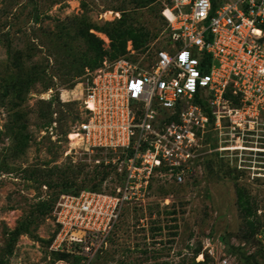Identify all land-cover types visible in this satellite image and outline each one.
<instances>
[{
    "label": "rangeland",
    "instance_id": "rangeland-1",
    "mask_svg": "<svg viewBox=\"0 0 264 264\" xmlns=\"http://www.w3.org/2000/svg\"><path fill=\"white\" fill-rule=\"evenodd\" d=\"M163 2L0 0V264H264V126L254 152L216 151L194 183H156L147 214L128 207L108 235L53 249V208L105 177L69 146L80 85L105 57L165 47Z\"/></svg>",
    "mask_w": 264,
    "mask_h": 264
},
{
    "label": "built area",
    "instance_id": "built-area-1",
    "mask_svg": "<svg viewBox=\"0 0 264 264\" xmlns=\"http://www.w3.org/2000/svg\"><path fill=\"white\" fill-rule=\"evenodd\" d=\"M166 1L172 32L165 47L137 62L106 58L80 85L83 119L69 146L98 156L110 174L101 192L57 203L55 250L108 235L128 207L147 214L156 183H194L216 151L254 152L260 143L264 0ZM226 129L233 139L214 149L208 135Z\"/></svg>",
    "mask_w": 264,
    "mask_h": 264
},
{
    "label": "trees",
    "instance_id": "trees-1",
    "mask_svg": "<svg viewBox=\"0 0 264 264\" xmlns=\"http://www.w3.org/2000/svg\"><path fill=\"white\" fill-rule=\"evenodd\" d=\"M170 4V2L169 1H166V0H164V2H163V6H165V9H166V6H168ZM166 20V19H165ZM168 22V21H167ZM120 24V26H121V23H119ZM131 31H130V33L129 34H135V30H133V29H130ZM119 40V42H121V43H123V47L126 45V41H127V39H124V38H122V37H120V38H118ZM113 40V39H112ZM115 56V55H114ZM125 56V55H124ZM123 55L122 56H115L114 58H110V57H105L104 59H103V61L106 59V58H108V59H110V60H116V59H119V58H121V57H124ZM103 63V62H102ZM102 63H101V65H102ZM101 65H100V67H101ZM101 169V168H100ZM104 171H103V174H104V178L100 181V186H95L96 188H93L90 192H95V193H99V192H101L102 191V186H103V183H104V181H106V179L108 178V176H109V174H110V172H108V170L107 169H103ZM53 211H54V208H53ZM52 214H53V212H52Z\"/></svg>",
    "mask_w": 264,
    "mask_h": 264
},
{
    "label": "bare ground",
    "instance_id": "bare-ground-1",
    "mask_svg": "<svg viewBox=\"0 0 264 264\" xmlns=\"http://www.w3.org/2000/svg\"><path fill=\"white\" fill-rule=\"evenodd\" d=\"M230 151H235L234 149H230V150H228V152H230Z\"/></svg>",
    "mask_w": 264,
    "mask_h": 264
}]
</instances>
